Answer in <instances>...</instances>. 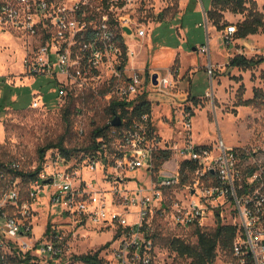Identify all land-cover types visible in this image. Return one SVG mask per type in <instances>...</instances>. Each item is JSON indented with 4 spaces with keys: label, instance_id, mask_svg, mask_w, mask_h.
I'll use <instances>...</instances> for the list:
<instances>
[{
    "label": "built area",
    "instance_id": "1",
    "mask_svg": "<svg viewBox=\"0 0 264 264\" xmlns=\"http://www.w3.org/2000/svg\"><path fill=\"white\" fill-rule=\"evenodd\" d=\"M137 1L0 0V32L31 38L32 56L25 59L27 71L32 76L48 74L57 80L54 89L58 101L104 87L108 99L134 100L145 92L151 104L177 102L175 92L180 88L175 72L147 71L128 63L136 54L128 46L129 36L136 38L147 33L129 13ZM236 30V24L226 27L228 42ZM200 50L210 52L207 45ZM208 71L213 75L212 64ZM35 94V105L44 103L43 93ZM206 96L214 97V90H208ZM110 122L108 135L99 136L96 151L87 156L67 157L52 147L31 170L21 169L14 159L3 163L0 264H87L73 254L70 222L50 220L42 236L36 235L34 227L45 204L49 208L60 207L62 216L75 218L82 226L93 223L101 229H119L114 235L120 246L113 255L117 262L110 263L108 258L107 264H154L147 218L154 210L168 209L165 192L181 185L186 194L175 206L174 217L179 225L203 226L215 207L219 210L233 204L239 228L233 242L232 263L264 264L261 147L227 145L223 139L217 147L194 140L172 147L155 128L149 113L130 122L122 118V125ZM181 122L191 134L193 112L184 109ZM78 130L80 135L85 133L82 126ZM175 148L180 151L182 163L187 161L189 182L183 181L182 163L166 174L154 172L160 170L155 165L160 152H174ZM191 166L195 168L190 169ZM142 170L150 175L147 189L124 186L136 179L134 172ZM20 172L36 174L24 177ZM107 181L111 186H104Z\"/></svg>",
    "mask_w": 264,
    "mask_h": 264
},
{
    "label": "rangeland",
    "instance_id": "2",
    "mask_svg": "<svg viewBox=\"0 0 264 264\" xmlns=\"http://www.w3.org/2000/svg\"><path fill=\"white\" fill-rule=\"evenodd\" d=\"M211 1L138 0L136 7L131 8L129 13L147 33L142 37L129 36L128 46L135 49L136 54L133 60L128 59V63L137 67H144L146 63L147 71L156 69L163 74L171 69L184 79V85L191 83L192 93L173 108L165 103L155 107L152 104L153 121L158 124L169 146L181 147L184 142L194 140L196 143L217 147L223 139L227 145H257L263 149L264 154V61L250 68L229 67L226 63L214 65L213 76L216 81L213 88L216 94L214 97L205 95L208 90H212L211 74L206 67L209 54L203 58L193 47L202 43L208 45L210 36L214 58V49H226L229 43L225 30H219L216 25L207 29L205 11L210 9ZM256 1L264 11V0ZM225 16L230 22L237 20L232 11H226ZM30 40L15 32H0V163L14 159L24 170H31L40 162L39 148L49 142L63 139L65 146L73 149L75 154H82L81 148L90 141V132L110 121L111 115L106 109L110 99L102 93L104 87L74 94V99L70 97L58 101L54 89L57 80L48 74L32 76L27 71L25 59L31 58L33 49ZM229 40L232 42V37ZM250 42L245 46L236 43L234 47L248 56L264 55V31L252 35ZM182 65L187 68L186 71H182ZM256 88L262 91L263 98L249 105L236 104L240 95L245 99L254 97ZM36 91L43 93L44 103L39 100V106L35 105L38 98ZM184 109L193 112L191 134H187L182 126ZM66 111L69 122L65 117ZM80 126L88 131L86 135H80ZM181 163L180 151L175 148L160 170L154 169V172L166 174L167 170L178 169ZM133 175L136 179L124 186L147 189L151 184L150 175L145 170L142 173L136 171ZM190 179L189 176L187 181ZM107 182H103L104 186H111ZM185 194L183 185L168 189L164 198L168 200L169 208L165 211L154 210L147 218V230L153 240L154 264L192 262V258L179 255L168 244V239L174 236L191 244L198 243L195 226L179 225L174 217L176 202ZM233 206L229 204L219 210V207H215L203 227L211 230L216 226L218 211L221 212L223 222L238 223V215ZM50 220L71 223L70 240L75 256L100 250L102 257L107 260L111 258L110 263L117 262V257L113 255L120 246L119 241L114 239L119 230L115 226L102 229L93 223L82 226L75 218L62 216L60 207L49 208L45 204L41 208L38 224L34 227L38 237L46 231ZM214 264H233L231 252L219 248Z\"/></svg>",
    "mask_w": 264,
    "mask_h": 264
},
{
    "label": "trees",
    "instance_id": "3",
    "mask_svg": "<svg viewBox=\"0 0 264 264\" xmlns=\"http://www.w3.org/2000/svg\"><path fill=\"white\" fill-rule=\"evenodd\" d=\"M226 11H232L234 13H241L244 15V19L237 22V30L233 34V37H247L250 34L264 31V11L259 8L258 2L256 0H212V7L207 11V14L209 19L213 21L219 30L225 29L230 24V22L225 17ZM263 61L264 55L248 57L246 54L242 53L235 55L231 59L229 65L250 68L259 65ZM106 92L107 90L102 91L104 95ZM70 97H73V99L76 98L73 95ZM261 97L263 98L262 91L256 88L254 91V97L245 99L242 97V95H240L236 104L249 105L257 102ZM67 107L65 108L66 110ZM106 109L111 114L110 121L113 120L116 115H120L124 121L130 122L132 119L140 118L144 113L152 114V104L147 93L145 92L140 94L134 100H125L119 99L118 97H113L109 100ZM67 111L65 112V117L69 122ZM110 121L108 120L105 124L93 128V130L90 132L89 143L81 148V151L83 150L82 154H84V156L92 154L94 151H96L98 144L97 138L99 136L106 134L108 135L109 130L112 128ZM87 133L88 131L85 130L83 135H86ZM52 147L59 148L67 157H78L81 155L75 154L74 150L65 146L64 140L60 139L57 142H49L39 148L41 160L44 158L46 151ZM172 153L173 151L171 149L162 150L155 159L156 169H160L161 165L164 163V161L171 157ZM1 166H3V163H0V168ZM41 167L42 164L38 166V170H40ZM194 168V166L190 167V169ZM20 173L24 177H33L36 174V172ZM181 173L183 181H186L190 173L189 171L187 172V161L182 163ZM216 216V226L211 230H208L203 226H195V233L198 238L197 244L188 243L183 238L177 236L169 238L168 244L175 251H177L179 255L192 258L191 264H214L219 248H222L223 250H229L231 252L232 261H234L232 249L233 242L238 233L239 225L237 223L223 222L221 212L219 211L217 212ZM77 258L81 259L87 264H107L106 259L100 255V250L78 255Z\"/></svg>",
    "mask_w": 264,
    "mask_h": 264
},
{
    "label": "crops",
    "instance_id": "4",
    "mask_svg": "<svg viewBox=\"0 0 264 264\" xmlns=\"http://www.w3.org/2000/svg\"><path fill=\"white\" fill-rule=\"evenodd\" d=\"M211 7H212V1H211ZM210 7V8H211ZM225 14H226V12H225ZM236 14V16H237V20L236 21H229L230 22V24H237V22H239V21H242L243 19H244V15L243 14H241V13H235ZM205 16H206V22H207V29L209 28L210 29V27H212V26H215V24L213 23V24H211L212 22H211V20L209 19V17H208V14H207V10L205 11ZM226 17V16H225ZM211 24V25H210ZM225 30V33H226V28L225 29H223L222 31H224ZM259 33H261V32H259ZM254 34H257V33H253V34H250L249 36H247V37H239V38H235V37H232V42L230 41L229 43H227V47H226V49H219V48H215L214 50H215V52H214V58H213V50H212V46H211V40H210V36H209V42H208V45L207 46H209V49H210V52H206V53H203L201 50H200V48L203 46V45H205L204 43H202V44H199V45H197V46H195V47H193V50H195V52H197L199 55H201L203 58H204V56H206V54H209L208 55V58H209V61L207 62V65H206V67H207V70H208V66L210 65V64H212L213 66L214 65H217L218 63H226L227 64V66H229V67H235V66H230L229 65V63H230V61H231V59L235 56V55H237V54H242L243 53V51L241 50V52H240V50H238V49H235V47H234V45L236 44V43H240L242 46H245L246 45V43H251L250 42V37H252V35H254ZM216 47H218V46H216ZM235 50H237V51H235ZM245 54V53H244ZM247 55V54H246ZM248 56V55H247ZM253 56V55H252ZM248 57H251V56H248ZM181 59V58H180ZM181 64H182V61H181ZM145 65H146V63L144 64V67H145ZM143 67V66H142ZM190 67V66H189ZM236 67H238V66H236ZM242 68V67H241ZM182 71H186V67L185 66H183L182 65ZM193 71V70H192ZM209 72V71H208ZM210 73V72H209ZM211 78H212V90H214V95L216 94V91H215V88H213L214 86H213V84L215 83V81H216V79H215V77L213 76V75H211ZM178 82H179V91L178 92H175V96H176V99H177V102H172V103H169V102H167V101H163V102H159V103H154L155 105H154V107L156 106V105H160V104H162V103H165L167 106H169V108H173L175 105H178V104H180V102L181 101H183L184 100V98H185V96L188 94V95H190V92L192 93V90L190 89L191 88V83L190 84H188L187 86L186 85H184V79L182 78V77H178ZM206 95V94H205ZM194 97L196 96V95H193ZM196 97H199V96H196ZM153 113H154V109H153ZM155 117V116H154ZM155 121H156V118H155ZM155 124V127L157 126V130L159 131V132H161L159 129H158V124L157 123H154ZM198 144H207V143H198Z\"/></svg>",
    "mask_w": 264,
    "mask_h": 264
},
{
    "label": "water",
    "instance_id": "5",
    "mask_svg": "<svg viewBox=\"0 0 264 264\" xmlns=\"http://www.w3.org/2000/svg\"><path fill=\"white\" fill-rule=\"evenodd\" d=\"M126 29L129 31L128 28H126ZM156 76H157V73L154 74V78H156ZM121 122H122V118H121V116H120V115H116V116L114 117V119H113V124H114V125H120Z\"/></svg>",
    "mask_w": 264,
    "mask_h": 264
}]
</instances>
